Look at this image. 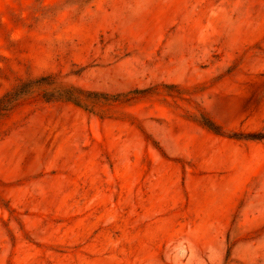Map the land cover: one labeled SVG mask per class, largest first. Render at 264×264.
Returning <instances> with one entry per match:
<instances>
[{
    "label": "rangeland",
    "instance_id": "obj_1",
    "mask_svg": "<svg viewBox=\"0 0 264 264\" xmlns=\"http://www.w3.org/2000/svg\"><path fill=\"white\" fill-rule=\"evenodd\" d=\"M0 264H264V0H0Z\"/></svg>",
    "mask_w": 264,
    "mask_h": 264
}]
</instances>
